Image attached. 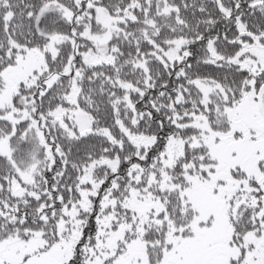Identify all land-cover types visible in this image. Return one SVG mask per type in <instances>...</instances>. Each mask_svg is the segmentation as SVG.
Here are the masks:
<instances>
[{"label": "snow or ice", "instance_id": "obj_1", "mask_svg": "<svg viewBox=\"0 0 264 264\" xmlns=\"http://www.w3.org/2000/svg\"><path fill=\"white\" fill-rule=\"evenodd\" d=\"M0 264H264V0H0Z\"/></svg>", "mask_w": 264, "mask_h": 264}]
</instances>
